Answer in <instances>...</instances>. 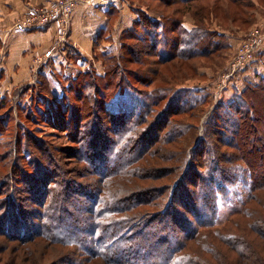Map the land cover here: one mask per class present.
<instances>
[{
  "label": "trees",
  "instance_id": "16d2710c",
  "mask_svg": "<svg viewBox=\"0 0 264 264\" xmlns=\"http://www.w3.org/2000/svg\"><path fill=\"white\" fill-rule=\"evenodd\" d=\"M177 1L181 6L175 8L173 14L161 12V16L157 14L160 19H151L149 26L144 19L143 22L136 21L134 27L124 33L133 42L125 45V57L108 59L103 77L84 74L74 83L72 92L81 86L86 87V84H91L94 90L81 88L75 100L78 103L75 104L71 97L65 98V101L67 99L71 103L69 110L77 117L76 125L72 130L70 128V141L73 145L69 149L47 143L37 145L34 139L28 144L32 150L30 163L35 165L34 168L43 175L44 180L38 192V201L35 198L29 200L39 211L34 217L32 228L24 235L19 232L18 226L13 230L3 226L10 215L19 213L21 209L15 207L13 199L5 196L4 189L11 187L10 182H1L0 179V235H17L13 238L22 244L42 238L49 245H63L65 249L82 251L90 262L101 259L107 264H254L247 254L249 250L252 251V244L239 232L227 234L225 230L217 231V236L206 238L210 243L203 242L206 239L202 237L208 234L203 229H211L209 227L216 225L221 202H229L235 196L234 189L244 179L251 194L243 213L238 216L251 219V231L264 243V221L254 217L258 215H253L254 208L251 206L259 205L260 192L264 191V143L252 149L254 151L249 150V139L255 131L264 136V82L249 85L236 95L238 107L222 114L224 118L215 122L218 126L211 124L205 138L199 141L189 155L171 156L170 159H163L164 163L159 161L162 159L160 152L177 140L170 131L173 123L171 118L189 111L177 109L180 101H176L168 79L179 76V70L184 71L180 62L197 58L211 59L228 48V42H224L227 33L221 32V38H218L215 32L204 27V23L210 21L212 16L220 18L215 9L220 8L222 19L231 22L242 20L246 24L254 15H249L244 8H255L256 2L219 0L222 2L214 4L213 0ZM190 12L198 21L191 30L187 29L182 19ZM224 24L221 19L217 23L218 26ZM144 25L149 28L144 27L147 38L142 36L143 40L140 31ZM217 39L223 44L217 42ZM142 44L149 48L147 53L153 58H127V61L129 46ZM126 62L137 65V70H123ZM146 66H156L152 68L156 78L147 76ZM122 74H131L140 85L148 87L161 78L162 84L168 87H156L142 93L145 100L143 105L137 104L138 113L122 123L115 121L112 125L105 122L96 128L85 127L84 123L90 118L99 120L98 108L105 111L107 120L109 110L107 112L104 102L100 100L99 83L102 81V86L106 88L102 91L107 102L112 97L111 92L123 90L125 83L123 79L119 80ZM42 77L44 82L40 85L46 82L45 76ZM165 103L166 107L160 108ZM167 109L170 113L165 111ZM259 122L262 127L257 131L255 124ZM104 131L112 135V138L107 135L105 142L99 143L102 137L100 133ZM135 136L140 137L138 144L134 141ZM90 139L94 143H89ZM129 147L130 150H125ZM72 154H77V159L87 165L86 174L91 179L83 192L88 194L79 191L77 182L69 178L70 173L66 168L68 164L61 155L68 158ZM2 161L3 173L7 171L8 174V167L13 169L12 158L4 155ZM167 163L171 165L169 171L162 168ZM24 170L23 167L18 172L23 173ZM158 170L164 173L158 174ZM137 180L142 181L143 186ZM121 182L129 185L137 183L140 187L123 189L124 186L120 187ZM116 187H120L119 191L123 192L125 198L113 193L117 191ZM23 191L22 194H25L26 191ZM73 194L76 195L73 197ZM81 205H84V210L79 212ZM60 209L64 218L59 215ZM25 222L28 220H24L22 225H26ZM238 227L236 225L235 229ZM240 233L246 235L247 228ZM222 247L228 251L224 253Z\"/></svg>",
  "mask_w": 264,
  "mask_h": 264
},
{
  "label": "rangeland",
  "instance_id": "374dc122",
  "mask_svg": "<svg viewBox=\"0 0 264 264\" xmlns=\"http://www.w3.org/2000/svg\"><path fill=\"white\" fill-rule=\"evenodd\" d=\"M17 1L29 0H0V25L4 26L17 14ZM54 1L56 0H50L48 4ZM222 1L213 0L214 4ZM227 2L224 1V3ZM255 2V8H247V10L244 8V11L248 12L249 15H254L253 17L251 16L250 21L246 24L242 23V20L231 22L222 19L220 8L215 9L216 14L220 18H217L216 15L212 16L213 18L210 21L204 23V27L215 32L218 38H221V32L227 33L224 42H228V48L222 51L221 55L214 56L211 59L197 58L185 63L180 62L184 71L179 70V76L169 78L170 80L168 79L170 83L169 88L174 90L176 101H180L177 109L182 108L183 110L181 111L185 112L187 109L189 111L187 114L185 113L184 115H177L171 118L176 125L172 123V129L170 131L174 133V138L177 140L168 145L162 153L160 152L162 159L159 162H162L165 158L170 159L171 156L189 155L199 141L205 138L207 131L211 129V124L214 125L215 122L222 120L224 118L222 114L238 107V104H236V95L243 92L249 85H257L256 83L263 81V77L261 78V76L264 74V0L260 2L255 0ZM180 6L177 0H171L170 2H159L155 0H113V2L104 7H96L94 5L81 6L77 13L79 12L80 18L83 20L81 22L85 27V31L80 37V43L83 49L79 48L75 42L78 40L75 38L73 41V37L70 35L68 43L55 44L57 46L56 57H53L52 60L48 61L46 65L39 69L36 74L37 77H34V65H31L29 71L33 75L32 78L28 79V77L20 81H17L15 75V73L22 75L20 72L22 67L18 62H16V68L14 64L12 69H10V72H12L10 74L12 76L11 81H7V69H9L7 59L9 60L10 48L6 44L3 45L0 37V179L1 182H10L11 187L4 189L5 196L8 195V197L13 199L16 202L15 207L21 209L19 213L14 212L10 215V219L3 226L6 225L9 230H13L14 227L18 226L20 228L19 232L24 235L29 232L35 222L34 217L39 209L37 206L30 204L29 200L35 198V201H38V192L42 188L41 183L44 177L42 174L37 173L34 168L35 165L30 163V153L32 150L28 144L34 139L37 145L47 143L64 149H69L73 145L72 140L70 141V128L72 130V127L76 125L77 117L69 110L71 103L67 99L65 101V98L67 96L71 97L75 104L78 103L75 100L83 88H89L91 91L94 90L91 84L87 85L85 83L86 87L81 86L82 89L80 88L76 92H72L74 83L78 82L84 74L89 77H93V75L103 77L105 75V66L110 57H125L124 47L133 41H129L124 36V33L129 28H133L136 21L143 22L144 19V22H147L149 26L151 25V19L152 21L160 19L158 15L161 12L171 15V13H174V9ZM182 19L184 25L189 30L198 23L192 12L186 13ZM220 19L224 21V26L217 25ZM147 25L141 26V37L144 36V38H147L144 30V27L149 28ZM250 34L258 37L259 40L253 46L255 50L252 52V60L246 67L242 68V66L236 65V61H238L240 56L244 57V53L241 50L244 44L250 39ZM0 36L5 37L3 29H0ZM151 42L154 43V41ZM217 42L223 44L219 39H217ZM147 50L149 48L145 44L141 46L131 45L129 46V56L126 57V60L127 58L129 60L153 58V56L147 53ZM135 68L137 70V65L128 64V62L124 63L122 67L127 72L129 69ZM152 68L154 69L156 66H146L145 71H147L149 78H156ZM195 70L198 71L197 74ZM41 75L45 76L44 79H46L43 85H40L44 82ZM163 75L166 76L167 74ZM256 77L258 78L254 79ZM120 78L125 83L122 87L123 90H116L114 93L111 92L110 97H112L107 102H105L106 98L103 93L106 88L102 86L103 83L100 81L99 86L101 87V91L99 97L101 95L100 100L104 102V108H107V112L109 110V117L105 120L107 117L105 111L98 108L96 110L99 111V115L97 116L99 120L92 117L93 119L90 118L84 123L85 127L96 128L99 124H104L105 122L111 123L112 125L115 121L122 123L125 119L138 113L137 104L140 103L143 105L142 102L145 100L142 93L148 92L156 87H168L162 84L161 78L150 87L140 85L131 74H122L119 76V80ZM161 92L165 91L161 90ZM94 98L97 99V97ZM166 105L167 103L160 108H164ZM165 111L170 113L168 109ZM261 127V122L255 124L257 131ZM100 134H102V137L99 143L100 141L102 143L105 142L107 135L112 138V135L106 131ZM85 138L89 139V136L85 135ZM139 138L135 136L134 141L137 144ZM89 143L92 144L94 142L90 139ZM263 143L264 136L255 131L249 139V150L254 151L252 149L257 148L256 146L262 145ZM125 150H130V147ZM70 153H72L71 150ZM4 155H9L12 158L11 166H13V169L11 170L8 167V174H6L7 171L3 173L4 169L1 166L4 164L2 161ZM61 157L65 158V162L68 164L66 168L67 172L70 173L68 174L69 178L72 182H77L79 185V189L77 186L74 189L83 192L84 188H87L86 184L89 182V179H91L86 174L88 172L87 165L85 163L83 165L77 159V154H72L68 158L64 155H61ZM23 167L25 170L23 173H19L18 171H22ZM14 168L16 171H14ZM162 168L169 171L171 165L167 163ZM160 173L164 172L159 171L158 174ZM134 180L136 178L129 180V182ZM242 180L241 185L234 189L235 196L229 202H221L216 225L209 227L211 229H203V232L208 234H203L206 236L202 238L206 239L210 235L217 236L215 234L217 231L225 230L224 232L227 234H237L235 232L237 231L252 244V251L249 250L247 252L250 261L254 264H264V243L251 231L249 227L251 219L238 216L243 213L244 206L251 194V191L247 187L248 185L244 184L247 182L244 179ZM23 182H25L24 186L22 185ZM137 183L143 186L142 181L137 180ZM137 183L129 185L128 183L124 184L121 182L120 187L124 186L123 189L128 188L133 190L140 187ZM120 187H116L117 191L114 190L113 193L125 198L123 192L119 191ZM23 190L26 191L25 194H22L24 192ZM85 194H88V192ZM74 195L76 194H73V197ZM84 197L86 196L84 195ZM259 199V205H251L254 208L253 215L256 213L258 217L255 215L254 217L257 220L261 218L264 221V191L260 192ZM84 201L88 204L85 198ZM79 209V212L83 211L84 205H81ZM59 215L64 218L62 209H60ZM83 216L85 219V214ZM24 220H28L30 225H27L28 222H25L26 225H22ZM236 225L239 226L238 229H235ZM244 228H247L246 235L240 233ZM13 237L0 235V264H107L101 259L90 262L86 255L82 254V251L78 249L73 250L72 248L65 249L63 245H49L42 238L22 244L20 240L17 238L14 239ZM242 239L244 240V238ZM203 242L210 243L208 239ZM222 248L224 249L223 252L226 253L225 250L227 248ZM68 252L71 253L68 255ZM234 256L236 257L235 254Z\"/></svg>",
  "mask_w": 264,
  "mask_h": 264
},
{
  "label": "built area",
  "instance_id": "2783aa9c",
  "mask_svg": "<svg viewBox=\"0 0 264 264\" xmlns=\"http://www.w3.org/2000/svg\"><path fill=\"white\" fill-rule=\"evenodd\" d=\"M113 0H56L50 4L33 6L29 3L23 5V14L14 25L15 33H25L38 30L54 29L57 43H68L69 38L77 26V11L81 6L104 7ZM258 37L250 34V39L244 44L242 52L236 65L246 67L252 60L254 45L258 43ZM53 47L43 57L37 59V65L41 68L48 59L54 55Z\"/></svg>",
  "mask_w": 264,
  "mask_h": 264
},
{
  "label": "crops",
  "instance_id": "0c3cea01",
  "mask_svg": "<svg viewBox=\"0 0 264 264\" xmlns=\"http://www.w3.org/2000/svg\"><path fill=\"white\" fill-rule=\"evenodd\" d=\"M41 1L43 2L41 3ZM48 1L50 0H33V1L29 0V1H21V2L17 1L16 2V6H18L17 14L14 17L12 16L13 18L11 19V21H8L4 26L0 25V29H3L5 33L4 38L0 36L2 39V43L3 45L4 44L8 45V48H10L9 60L7 59L9 69L6 68L7 69V81L9 82L12 79V76L10 75L12 72H10V69H12L14 64L16 68L17 66L16 62H18L19 65L22 67V69L20 70L22 75L20 74L18 75L17 73H15L17 77V81H20L22 79H27L28 77H29L28 79L32 78L33 75L31 71H29L31 65H34V68H33L34 77H37L36 74L38 73L40 69L36 62L37 59L40 57H43L46 54V52L51 50L53 47L55 48L57 47L55 45L58 43H57L56 33L54 29L38 30V31H33V32L30 31L27 33H15L14 32V25L17 22V20L21 17V15L23 14L24 3H31V4L40 6V5H43V3L44 5L48 4ZM77 21H78L77 26L73 30L71 36L73 37V41L75 40V38L78 40L75 42L77 43L79 48L83 49V46L80 43V37L85 31V27H84V24H82L81 22L83 20H81L79 12L77 13ZM83 43L86 44L85 42ZM56 54H57V49L54 50L53 57H56ZM34 55L36 56V58ZM53 57L48 59L47 62L52 60ZM46 63L44 65H46ZM19 77H21V79H19ZM262 77H263V81L261 82H264V74L261 76V78ZM257 78L258 77L254 79H257ZM261 82H258L256 84H259Z\"/></svg>",
  "mask_w": 264,
  "mask_h": 264
}]
</instances>
